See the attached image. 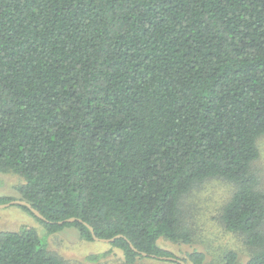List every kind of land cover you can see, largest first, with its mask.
Returning <instances> with one entry per match:
<instances>
[{"label": "trees", "instance_id": "obj_1", "mask_svg": "<svg viewBox=\"0 0 264 264\" xmlns=\"http://www.w3.org/2000/svg\"><path fill=\"white\" fill-rule=\"evenodd\" d=\"M262 134L264 0H0V172L23 177L46 235H120L124 264L176 257L157 240L192 241L182 197L222 178L221 219L264 264ZM0 264L61 261L24 227L0 231Z\"/></svg>", "mask_w": 264, "mask_h": 264}, {"label": "rangeland", "instance_id": "obj_2", "mask_svg": "<svg viewBox=\"0 0 264 264\" xmlns=\"http://www.w3.org/2000/svg\"><path fill=\"white\" fill-rule=\"evenodd\" d=\"M258 157L252 163V171L257 175L258 188L264 192V134L257 139ZM24 184L21 175L15 172H0V197L11 200L22 199L20 188ZM235 184L222 178L207 179L181 199V217L192 231V241L188 244L173 243L159 238L157 244L162 249L183 258L188 252L199 251L204 255L203 264H224L229 252L237 255L234 264H246L251 251L244 243V235L230 232L222 219V211L235 190ZM33 228L47 240V249L58 257L61 264H124L122 251L111 243L81 239L74 227L47 234L37 217L23 210L17 204L0 208V231H19ZM135 264H174L170 261L143 257Z\"/></svg>", "mask_w": 264, "mask_h": 264}, {"label": "water", "instance_id": "obj_3", "mask_svg": "<svg viewBox=\"0 0 264 264\" xmlns=\"http://www.w3.org/2000/svg\"><path fill=\"white\" fill-rule=\"evenodd\" d=\"M11 204L25 205V206H27V207L30 208L31 212L34 214L35 217H37L38 219H43V217L41 216V214L36 209H34L33 207H31L29 203H27L25 200H22V199H16V200H11V201H8V202H5V203H1L0 204V208L9 206ZM75 220H76V218L71 217V218L66 219L65 221L66 222H73ZM119 237H121V236L119 235V236H116V237L104 239V238H98V237H96L94 235L93 236V239L96 240V241H102V242L110 243V242L114 241L115 238H119ZM141 254L143 256H147L146 253H144V252H141ZM164 260H167V261H170V262H178L180 264H186L182 259L176 258V257H171V256L170 257H164Z\"/></svg>", "mask_w": 264, "mask_h": 264}]
</instances>
